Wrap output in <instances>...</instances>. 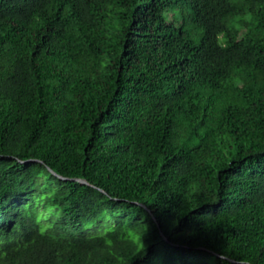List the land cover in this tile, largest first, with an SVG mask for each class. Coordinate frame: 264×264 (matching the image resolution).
I'll use <instances>...</instances> for the list:
<instances>
[{
  "label": "trees",
  "instance_id": "1",
  "mask_svg": "<svg viewBox=\"0 0 264 264\" xmlns=\"http://www.w3.org/2000/svg\"><path fill=\"white\" fill-rule=\"evenodd\" d=\"M0 237V264H264V0H0Z\"/></svg>",
  "mask_w": 264,
  "mask_h": 264
},
{
  "label": "clouds",
  "instance_id": "2",
  "mask_svg": "<svg viewBox=\"0 0 264 264\" xmlns=\"http://www.w3.org/2000/svg\"><path fill=\"white\" fill-rule=\"evenodd\" d=\"M149 231V226L147 223H144L143 230H139L135 227H129L123 235L125 242L131 244L135 249L137 254L147 251L145 244V237Z\"/></svg>",
  "mask_w": 264,
  "mask_h": 264
},
{
  "label": "rangeland",
  "instance_id": "3",
  "mask_svg": "<svg viewBox=\"0 0 264 264\" xmlns=\"http://www.w3.org/2000/svg\"><path fill=\"white\" fill-rule=\"evenodd\" d=\"M36 211L38 212V215H39L40 224H42L43 226H47V222L44 219V210L42 209V206L41 205L36 206ZM107 223H109V222L106 220H103L102 222L98 223L97 225L88 228L85 231V234L86 235H93L94 234L93 236L100 235L102 233L101 231L107 226Z\"/></svg>",
  "mask_w": 264,
  "mask_h": 264
},
{
  "label": "water",
  "instance_id": "4",
  "mask_svg": "<svg viewBox=\"0 0 264 264\" xmlns=\"http://www.w3.org/2000/svg\"><path fill=\"white\" fill-rule=\"evenodd\" d=\"M53 174H55L59 179L64 180V181H78L80 184H87L84 180H76V179L64 178V177H62L60 175H57L55 172H53Z\"/></svg>",
  "mask_w": 264,
  "mask_h": 264
}]
</instances>
